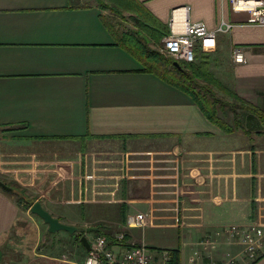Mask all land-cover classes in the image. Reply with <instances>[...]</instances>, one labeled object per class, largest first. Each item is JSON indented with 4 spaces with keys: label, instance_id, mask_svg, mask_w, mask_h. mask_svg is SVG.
Listing matches in <instances>:
<instances>
[{
    "label": "crops",
    "instance_id": "crops-1",
    "mask_svg": "<svg viewBox=\"0 0 264 264\" xmlns=\"http://www.w3.org/2000/svg\"><path fill=\"white\" fill-rule=\"evenodd\" d=\"M138 2L149 28L165 27L161 39L142 30L159 50L173 9L188 7L189 21L210 30L222 19L234 23L214 50L198 46L197 57H211L212 72L262 116L240 110L243 130L222 131L189 94L144 70L96 4L0 0V179L84 229L90 242L98 230L87 228L101 227L114 250L144 243L157 258L179 249L180 264H264V239L250 261L244 243L216 232L253 221L264 229V25L248 24L229 0ZM234 47L243 48L245 63L233 60ZM9 143L20 151H8ZM22 205L0 188V264H30L13 257L14 242L28 235ZM147 211L155 223L135 226ZM121 231L123 243L115 238ZM60 233L69 232L44 234L42 246ZM69 235L79 250L72 263L82 262L89 250ZM207 235L212 245L203 243Z\"/></svg>",
    "mask_w": 264,
    "mask_h": 264
},
{
    "label": "built area",
    "instance_id": "built-area-1",
    "mask_svg": "<svg viewBox=\"0 0 264 264\" xmlns=\"http://www.w3.org/2000/svg\"><path fill=\"white\" fill-rule=\"evenodd\" d=\"M231 8L235 12H247L248 24L264 25V0H229ZM188 7L176 8L172 11L169 23L170 33L163 38V45L160 51L169 55L181 64L193 63L197 59V48L204 51H212L216 47L219 33L229 32L234 23L221 20L216 29L210 30L203 22L191 23L188 17ZM182 13L181 28L178 27L177 14ZM180 29V30H179ZM232 57L236 63L247 61L245 52L241 47L232 49ZM151 212L137 213L135 216V226L144 228L149 225ZM219 234L233 235L245 245L244 255L250 260H256L259 250L263 246L264 229L260 223H250L247 225L226 224L220 227ZM125 232L116 234L115 238L119 243L125 240ZM205 246L213 244L211 236L204 239ZM91 249L88 251L82 262L74 264H171L169 252H162L157 258L155 253L144 243L132 244L128 247L119 246L114 250L109 246L108 238L104 235H96L90 242ZM228 261L226 264H232Z\"/></svg>",
    "mask_w": 264,
    "mask_h": 264
},
{
    "label": "trees",
    "instance_id": "trees-1",
    "mask_svg": "<svg viewBox=\"0 0 264 264\" xmlns=\"http://www.w3.org/2000/svg\"><path fill=\"white\" fill-rule=\"evenodd\" d=\"M110 1L111 6H108L102 1L101 4L103 8L109 9L111 13L115 15H121V8L123 7L126 9H131L138 14V17H135L137 18L136 24L139 27L137 31L129 29L120 30L117 25H114L115 28L112 30L117 37L118 43L121 44L139 62H141L145 71L158 75L168 83L189 94L212 123L218 125L226 132L234 131L233 127L226 123V121L219 116V110L222 109L226 103L222 101L212 90L213 84L218 85L224 90H227L236 99L237 102H234L230 105L234 114V123L236 127L241 128L239 109L250 110L259 116H262L261 112L256 107L239 97L235 92L229 91L226 87L222 86L219 80L214 78L215 76L213 75V72L208 68V61L200 60L198 63H182L181 65L183 66L184 70H181L174 65L175 60L172 57H169L164 53H161L158 49L152 47L151 39L144 36L142 30L147 29L148 31H151L152 38L161 39L164 36L165 27L162 26L163 31L159 28H149L150 25L148 24V19L141 11L142 6L138 0ZM224 115H227V113L225 112ZM7 184L13 189L7 190L1 186L0 188L7 193H12L18 196V203H22V201L25 200V196L17 191V189L14 187V183ZM33 203V201L30 202V208ZM84 232V229H78V231L72 235L76 241L81 243V237L83 236ZM101 232H103V229L99 227L98 232L96 233L100 234ZM169 254L171 264H180L181 261L179 249L171 250Z\"/></svg>",
    "mask_w": 264,
    "mask_h": 264
},
{
    "label": "rangeland",
    "instance_id": "rangeland-1",
    "mask_svg": "<svg viewBox=\"0 0 264 264\" xmlns=\"http://www.w3.org/2000/svg\"><path fill=\"white\" fill-rule=\"evenodd\" d=\"M101 1L103 3H106L108 6H111L110 0H101ZM101 1L100 0H82V4H96L99 7L103 8ZM121 9H122L121 15L111 14V11L109 9H106V8H103L102 10H104L105 13L109 17H111L112 19H114V21H116L117 26L122 25L124 27V30H126L125 28L129 29L130 27H133V23L136 24V21H137V18H135V17H138L137 12H135L131 9H126L125 7L121 8ZM134 31H137V29H134ZM154 48L158 49L156 44H154ZM167 56H169V55H167ZM211 56H214V55L211 54ZM209 58L211 60V57H204V59H207L206 61H208V63H209ZM198 59L199 58L197 57L195 62L198 63L199 62ZM208 68L210 69V64L208 65ZM210 71H212V70L210 69ZM213 75L215 76L214 78H216L217 80H219L221 82L222 86L226 87L229 91L234 92V89L230 85L226 84L223 81L224 79L223 80L221 79L222 78L221 75L220 76L216 75V74H214V72H213ZM212 90L218 95V97L222 101H224L226 103V105L222 109L219 110V116L222 117L226 121V123H228L230 126H232L234 131L243 130L242 125H241V128H239V127H236V125L234 123V114H233V111L231 110L230 105L234 102H237V101L233 97V95L230 92H228L227 90H224L223 88L219 87L218 85H214V84L212 85ZM240 110H243V109H239V112H240ZM225 112L227 113V115H224ZM240 118H241V115H240ZM222 131H224V130L222 129ZM2 132H5V130L0 128V142H2V140H5V139H3L4 135L2 134ZM224 132H226V131H224ZM3 144H4V146L2 145V143H0V152L5 151V148H6L5 143H3ZM9 145L10 146L8 148V151H13V150L20 151V146H18V145L12 146L11 143H9ZM17 158H19V157H17ZM9 183H13V182H9ZM14 184H15L14 187L17 189V191L25 196L24 198L26 201L25 200L22 201V204H23L22 208L24 210V214H26L29 217V221L26 224V226L28 228V235H27V237L24 238L25 241L20 242V240H16V242H14L13 257L15 258L18 255H22L21 257L23 258V260L29 262L30 264H73L72 262H74L76 260L74 258V256L75 255L78 256L79 250H76L74 247H72V245H71L72 238L70 237L69 233H65V234L60 233L58 238H56V240L54 242L50 241L48 243H45L42 246L41 236H44V234H45L44 237L48 238L50 235L48 234L49 232L46 229L47 224L44 222V220L42 218H40L38 215H35L31 212L29 204L31 201H33V202L35 201L36 196L32 198V195L27 193L25 191V189H22L16 183H14ZM16 197H18V196H16ZM41 199H44V198L41 197ZM141 213H149V211L141 212ZM153 214L154 213H151L152 217L150 219H148L149 225H152L155 223V218H154ZM133 220H134V218H132L130 221H128V223H131ZM97 222H99V221H97ZM106 222L107 221H102L101 223L106 224ZM253 222L259 223V221H253ZM253 222H251V223H253ZM126 224H127V222L125 221V224H119L118 226L125 228ZM184 224H186V223H184ZM38 234L40 236L39 240L37 237ZM89 236L93 237V235H91V234ZM35 237H37L36 242L34 239ZM263 239H264V237H263ZM262 242H263V240H262ZM261 251L262 250L260 249L259 250V256L261 255L260 254ZM258 257H257V259H258Z\"/></svg>",
    "mask_w": 264,
    "mask_h": 264
},
{
    "label": "water",
    "instance_id": "water-1",
    "mask_svg": "<svg viewBox=\"0 0 264 264\" xmlns=\"http://www.w3.org/2000/svg\"><path fill=\"white\" fill-rule=\"evenodd\" d=\"M174 65L176 67H178L181 70H184L183 66L181 65L180 62L175 61ZM0 186L7 189V190H12L13 188L11 186H9L7 183H5L3 180L0 179ZM31 212L35 215H38L40 218H42L44 220L45 223H47L49 225V232L50 233H55L57 231L60 230H66L68 231L70 234L75 233L76 231H78V227L75 225H71V224H67L64 223L62 221H60L57 217L53 216L41 203V201H36L33 203V205L31 206ZM98 227H89L87 228L88 232H93V231H97ZM81 242L83 243V245L90 250L91 249V244L90 241L88 240L86 235H83L81 237Z\"/></svg>",
    "mask_w": 264,
    "mask_h": 264
}]
</instances>
